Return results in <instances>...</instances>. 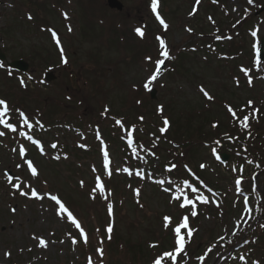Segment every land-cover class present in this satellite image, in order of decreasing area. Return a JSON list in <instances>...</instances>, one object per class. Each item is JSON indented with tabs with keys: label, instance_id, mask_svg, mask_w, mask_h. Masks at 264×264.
I'll use <instances>...</instances> for the list:
<instances>
[{
	"label": "rangeland",
	"instance_id": "1",
	"mask_svg": "<svg viewBox=\"0 0 264 264\" xmlns=\"http://www.w3.org/2000/svg\"><path fill=\"white\" fill-rule=\"evenodd\" d=\"M120 1L124 8L118 12L108 7L107 0H0V51L5 56L0 61V98L10 103L9 113L17 108L29 113L33 122L32 128L16 125L15 134L0 124V132H4L0 136V264H85L88 252L96 253L91 264H153L163 249L174 251V226L185 215L189 216V227L194 233L189 240L187 229H182L188 241L187 255L181 253L177 264H240L241 251L246 257L242 264H264V236L257 235V255L248 247L243 248V238L251 236L253 225L263 217L264 200H260V195L264 196V170L257 175L256 191L244 193L252 176L248 168L252 166L246 165L247 169L241 171L236 162H241L240 157L229 156L222 162L217 151L213 153L212 146L225 153L231 145L206 144L213 137L219 140L222 136V144L227 143L226 134L234 129L239 134V121L228 107L238 114L244 110L243 105L248 107L244 111L257 106L264 112V60H259L264 42V12H258L264 0H218L216 5L211 0H157V12L167 29L156 19V13L149 11L152 0ZM250 15L249 24L242 22L233 28L234 23ZM142 21L143 27H139ZM49 26L60 35V46L44 28ZM137 28L145 33L143 37L137 34ZM228 30L242 52L223 63L218 61L222 58L220 47H208L207 43L216 37L224 39ZM158 36L164 39L166 48L170 46L173 56L149 92L143 85L155 71L159 58ZM61 47L68 60L65 66L60 61ZM180 52L183 56L177 58ZM17 61L25 63L27 69L13 66ZM241 67L247 69L243 71ZM21 80L26 83L21 84ZM153 91L155 96L151 98ZM248 101L253 102L251 106ZM159 106L165 108V116L173 124L166 136L168 140L162 138L158 145V158L151 161L158 176L169 184L165 181L170 179L169 173L163 165H190L197 172L203 163L206 167L199 172L207 185L217 191L208 194L205 204L191 199L194 209L192 205L180 208L178 204L188 196L177 202L150 184L148 175L135 189V182L126 178L129 151L122 142L129 139V132H136L131 125L142 127L137 129V142L151 141L149 133H157L161 125ZM105 108L109 109L107 113ZM141 116L143 120L139 119ZM116 120L130 125L128 133ZM216 122L218 127H213ZM259 125L257 129L263 134L264 122ZM99 129L112 134L110 139L106 136L107 149L96 133ZM21 132L31 135L32 141L42 142L46 154H37ZM245 138L255 143L257 137L255 134ZM52 144L57 147L52 148ZM20 146L27 151L24 158L19 155ZM256 146L264 148V142ZM104 150L109 152V169L103 168ZM25 159H32L37 177L31 176ZM187 168L184 170L188 173ZM6 174L13 177L12 183H21L25 191L29 189L24 185H31L44 199L19 195ZM97 176L105 186L103 193L94 191ZM190 176L187 180L192 181L195 177ZM237 179L241 181L239 186ZM177 185L181 190L184 187ZM49 193L57 195L79 216L90 237L87 246L79 243L82 236L67 220V214L58 217L59 206L45 195ZM249 207H253L252 212ZM189 209L197 215L191 216ZM165 216L172 218L167 228ZM110 225L113 231L108 233ZM34 237L45 239L47 247H39ZM72 239L77 243L73 244ZM224 240L236 245L233 251L222 249ZM97 249H103V256ZM202 256L205 263L200 262Z\"/></svg>",
	"mask_w": 264,
	"mask_h": 264
},
{
	"label": "snow or ice",
	"instance_id": "2",
	"mask_svg": "<svg viewBox=\"0 0 264 264\" xmlns=\"http://www.w3.org/2000/svg\"><path fill=\"white\" fill-rule=\"evenodd\" d=\"M196 2L199 3L200 0H196ZM248 2L252 3V0H248ZM152 11L154 13H156V19L160 22V24L163 25L165 29H167L168 25L165 23L164 19H162L160 14L157 12V0H152ZM49 31H51L52 36L55 39V42H56L57 46H60L61 41L57 37L56 32L52 31L51 29H49ZM69 31H71V29H69ZM189 31H191V30L189 29ZM136 32L141 37H143L145 35V33L139 28L136 29ZM252 35L255 36L256 32L254 31L252 33ZM156 39L159 41L160 48L162 49V52L160 53V55L163 56L165 59H168L169 58V52H168V49L165 46L164 39H162L159 36ZM60 52H61V56H62V63L67 64L68 60H67L66 57H64V50H63L62 47L60 48ZM147 59L151 60L150 57H148ZM163 64H164V60L163 59L157 60L155 62V71L153 72L152 75H150L146 79V82L143 85V87L147 91H149V92L151 91V87L150 86L153 84L154 81L157 80V77L160 74L161 65H163ZM0 67H3V65H0ZM23 83H24L23 80H21V84H23ZM249 83H251V80H249ZM201 91L203 92L204 96L207 97L209 100L212 99V97L203 88H201ZM138 103H140V101H138ZM252 103H253L252 101H248V105L249 106H251ZM0 106H2V109H0V124H3L5 126V128L10 129L11 131L15 132L17 130L16 126L14 124H12V123H9L7 120L3 119V117H5V115L11 111L7 101L5 99H0ZM17 111H19V110H17ZM108 111H109V109L105 108V113H107ZM157 111L160 112V113H163V111H164L163 110V106H159ZM228 111L230 113H232V115L234 117L236 116L235 111H233V109L231 107L228 108ZM256 111H258V110H256ZM19 116H20V118H22V121H23L24 125H27L29 128L33 127V125L29 123V118L22 111L19 112ZM139 119L143 120L144 118L141 116ZM248 120H249V117L247 115L243 117V120L241 121V126L243 128H247L249 126L248 125ZM36 123L39 124V121H37ZM116 123L117 124H121V121L120 120H116ZM163 125H164V127H161L159 129L160 133H162V134L165 133L168 130V127L170 125V122H169V120L166 117L163 118ZM213 126L215 127V125H213ZM132 130L133 131L136 130L135 126H132ZM3 135H4V132H0V136H3ZM20 135L21 136H26V134L24 132H21ZM128 135H129L128 144L132 145V143H133V141L131 139L132 132H129ZM26 139L29 140V141L33 140L31 135H27ZM33 143H36L38 145L39 141L38 140L37 141H33ZM217 143H219V142H217ZM51 147L52 148H56L57 145L56 144H52ZM132 150H133L134 153L136 152V148L135 147H133ZM215 151L216 150L213 149V153L214 154H215ZM19 155L21 156V158H24L26 156V149L23 146H20V148H19ZM217 159H219V157H217ZM24 163L27 165L28 170H30L31 176L32 177H37V175H38L37 168L34 166L32 160L25 159ZM109 164H110L109 152L107 150H104L103 151V168L104 169H109ZM17 167L19 168V167H21V165L18 164ZM175 167H176V165L173 164L171 166V168L168 169V171L171 172V170L173 168H175ZM185 167H187V166H185ZM200 167L204 168L205 165L201 164ZM125 171H126V169H125ZM107 175L109 177H111V175H112L111 170H108ZM6 179H7L8 183L14 189H16L19 192V195L25 196V197H28L30 195L31 197H35L36 199H44V196L38 195L37 190L35 188H33L31 185L25 184L24 187L29 189V191H25V190H23L21 188V183H19V182L18 183H12V181H13V177L12 176L6 174ZM16 179L19 180V177H16ZM81 183H82V186H83V182H81ZM160 183H163V181H160ZM240 183H241L240 179H237L236 180L237 186H239ZM189 187H191V185H189ZM94 191H99L100 193H103L105 191V186L102 183L101 178L99 176L96 177V188L94 189ZM177 191H181V189H177ZM192 191L196 192L197 190L195 188H193ZM136 194L139 195V190L136 191ZM45 195H47L48 198H50L52 201L55 202L56 205L59 206L58 213H57L58 217H60L61 214H64V213L67 214V217H66L67 220H70L71 223L77 229H79V234L84 238L83 242L87 245L88 237L85 234L84 229L81 227V224L73 216V213L71 211H69V209L65 206V204L61 201V199L57 195H52L50 193L49 194H45ZM174 199L177 202H179L181 200V197L179 195H177V196L174 197ZM198 199H200L204 203L208 202L207 197H204V196H200V197H198ZM189 205H192L193 209H194L193 201L191 199H188V198H184L183 202L178 204V206L180 208H184V209H188ZM193 209H189L190 214H191V216H196L197 213ZM108 210H109V214L111 215L112 206L110 204L108 206ZM12 211L15 212L16 210L12 209ZM164 222H165L164 226L167 228L172 223V218L168 217V216H165L164 217ZM182 229H187V237L189 238V240H191V238L193 237L194 229H191L189 227V216H187V215L183 216L181 218L180 223L178 225L174 226V245H175L174 251H169V252L162 253L161 256H159L158 258H156L153 261V264H162V261L165 259V257L170 259L171 264H177V258L181 255V253H184V255H187L185 249H186V244L188 243V241H186L185 236L182 234ZM97 231H99V230H97ZM112 231H113V229H112V226L110 225L107 228V232L111 233ZM34 238L38 239V241H39L38 246L39 247H43V248L47 247V242L45 241V239L38 238V237H34ZM110 238L111 237L109 236V239ZM61 243H63V241H61ZM72 243L76 244L77 243L76 239H72ZM29 250H31V249H29ZM97 251L100 253L101 256H103V249H97ZM209 251H211V249H209ZM5 255L6 256H10L11 254L10 253H5ZM199 259L201 261H203L204 257L203 256L199 257ZM241 259H244V258L241 257ZM89 264H91V258H89ZM254 264H255V262H254Z\"/></svg>",
	"mask_w": 264,
	"mask_h": 264
},
{
	"label": "trees",
	"instance_id": "3",
	"mask_svg": "<svg viewBox=\"0 0 264 264\" xmlns=\"http://www.w3.org/2000/svg\"><path fill=\"white\" fill-rule=\"evenodd\" d=\"M214 4V3H212ZM216 5V4H215ZM262 7V6H261ZM264 7V6H263ZM250 21V18H247V20H245L243 22V25H247L249 24L248 22ZM231 34V33H230ZM203 36V35H202ZM234 38V37H233ZM231 39L228 41V43L225 42V44H220V43H216V47H220L221 50H223L225 53L227 52V55L228 56H232V57H236V55L238 54H241L242 52V47H240L239 45V42H237L236 40L234 39ZM183 56V53L180 52L179 53V56ZM219 62H223V63H228L230 61V58L228 59H218ZM244 107V110L247 109L248 107L243 105ZM258 111H256V109ZM244 116H248L249 119L252 121V123L250 124V127L252 129V131L249 132V136L248 138L252 137L253 135L256 134V144L253 142V143H249L248 140H246V131L242 130L239 126V129H240V135L237 133L238 130L235 132L236 133H231V136H230V141H228L227 145H231V147H233L232 150H229L228 152H230V154L233 156H238L240 157L239 161H241L243 164H248L250 166H252L253 168L256 167L257 168V172L260 173V170H264V148H262L261 146H256L257 144H262L264 142V139L261 141L260 138L264 137V132L263 134H261L259 131H258V126L259 123H261V125H263V120L264 119V112H261V110H259V107L255 106L253 109H248L247 111H243ZM169 117V116H168ZM170 119V117H169ZM171 121V119H170ZM172 121H171V127H172ZM256 127V129H255ZM142 128V127H141ZM171 129V128H170ZM256 130V131H255ZM263 130V129H262ZM255 133V134H253ZM149 134H155L153 132H150ZM157 137H160L158 135V133H156ZM106 136L108 138H111L112 137V134L109 133V131L106 132ZM245 139L244 140V144H242V139ZM167 140H168V137H167ZM212 140V139H211ZM171 142H175V141H171ZM242 144V145H241ZM139 150L140 147H138ZM152 148L149 147V151H151ZM236 150V151H235ZM83 152V151H82ZM154 153V152H153ZM241 154V155H240ZM132 160V159H131ZM150 167L152 168V170L156 171V167L153 166V164H151V161H150ZM177 166L174 168L173 172H171L172 174V178L176 181H180V179H184V178H189V175L183 171V169L179 166V168H177ZM256 170V169H255ZM126 179V178H125ZM158 191L159 189L156 188ZM255 232L256 234L260 235L259 237L262 238V236H264V227H255ZM252 240L250 239V242ZM227 246L229 248H233L232 244H227ZM86 248H89V247H86ZM250 248H252V252L255 254L256 250H257V246L255 247L254 244L250 245ZM257 255V254H255ZM256 257V256H255ZM254 260L256 261H259L257 258H254Z\"/></svg>",
	"mask_w": 264,
	"mask_h": 264
},
{
	"label": "water",
	"instance_id": "4",
	"mask_svg": "<svg viewBox=\"0 0 264 264\" xmlns=\"http://www.w3.org/2000/svg\"><path fill=\"white\" fill-rule=\"evenodd\" d=\"M108 1V4L111 8H116L118 10H122L123 9V4L120 0H107ZM218 1V0H216ZM5 56L0 52V59H4ZM13 66H15L16 68L18 69H22V70H25L27 65L25 63H23L22 61H17V62H14L12 64ZM153 98H154V94L152 95Z\"/></svg>",
	"mask_w": 264,
	"mask_h": 264
}]
</instances>
